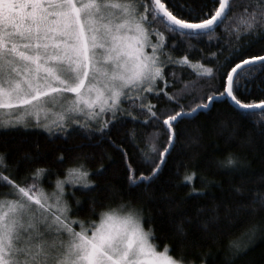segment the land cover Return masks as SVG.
Wrapping results in <instances>:
<instances>
[{
    "label": "snow or ice",
    "instance_id": "6c2138e0",
    "mask_svg": "<svg viewBox=\"0 0 264 264\" xmlns=\"http://www.w3.org/2000/svg\"><path fill=\"white\" fill-rule=\"evenodd\" d=\"M234 7L239 10L229 17ZM226 17L231 22L229 33L237 41L244 35H264V0H239L236 5L233 0H212L211 7L186 12H176L171 0H0V128H44L49 135L64 137L76 128L102 134L122 119L136 122L135 113H146L144 122L162 124L168 134L159 160H155L154 137L141 149L144 162L155 164L147 175H135L127 152L122 147L121 151L129 182H147L175 145V125L209 108L216 96L226 94L239 109L264 111V99L245 103L235 94L243 79L264 71V49L259 55H245L244 44L237 43L216 68L191 62L188 54L174 58L168 50L175 41L168 45L167 34L198 37L214 31ZM233 59L238 62L227 67ZM168 66L200 69L197 77L226 72L224 91L191 107L180 104L195 81L167 92L179 79L175 71L172 79L166 78ZM149 94H163L169 104L179 107L157 111L156 104L145 103ZM95 124L99 126L93 128ZM63 159L61 154L58 160ZM238 163L231 153L218 161L229 168ZM102 170L103 165L97 169ZM45 171L36 168L31 183L18 182L0 154V182L12 189L0 193V264H195L183 255H172L169 244L161 248L130 202L105 205L97 213L92 197L90 210L98 219L71 217L65 184L88 189L95 183L82 162L69 166L50 192L40 186ZM184 179L191 181L192 175ZM254 202L264 206V192H257ZM261 230L259 224H252L242 234L247 243L240 238L228 241L229 264L244 254ZM177 231L185 232L182 224Z\"/></svg>",
    "mask_w": 264,
    "mask_h": 264
},
{
    "label": "trees",
    "instance_id": "16d2710c",
    "mask_svg": "<svg viewBox=\"0 0 264 264\" xmlns=\"http://www.w3.org/2000/svg\"><path fill=\"white\" fill-rule=\"evenodd\" d=\"M238 3L239 0H233L234 5ZM171 4L176 12H186L188 8L198 11L211 7L212 0H171ZM238 10L234 7L229 17ZM230 23L226 17L214 31L198 37L167 34L168 45L175 41L168 50L174 58L188 54L191 62L198 60L212 68L223 62L231 46L237 43L244 44L245 55H259L264 49V35H244L237 41L235 34L229 33ZM213 52L217 53L216 57L209 55ZM237 62L233 59L227 67ZM174 71L179 79L165 89L167 92L180 91L185 81H195V88L186 90L180 101L187 107L200 103L201 99L206 102L209 94L224 91L226 72L211 78L197 77L196 71L200 69L168 66L166 78L172 79ZM235 94L245 103L264 99V71L256 70L243 79ZM149 100L157 105V111L179 107L169 104L163 94L159 97L149 94L145 103ZM145 114L137 112L136 122L122 119L102 134L76 128L64 137L58 133L49 135L43 128H0V154H4L13 178L21 183H31V173L44 168L40 186L49 192L55 188L57 179L64 178L69 166L82 162L89 172L88 179L95 183L88 186L90 190L78 184H65L71 217L98 219L90 210L92 197L97 213L105 205L130 202L139 210L144 228L151 227L161 248L169 244L172 255H183L195 264H229L228 241L240 238L242 244L247 243L248 238L242 235L245 229L259 224L262 230L231 264H264V206L254 202L255 194L264 192V111L242 110L224 95L216 96L209 108L182 118L175 125V145L159 172L147 182L132 185L121 147L139 176L141 172L147 175L155 166L143 160L141 149L145 141L155 138L157 161L159 151L167 143L168 134L162 124L144 122ZM98 126L95 124L93 128ZM229 153L241 162L235 168L218 164ZM61 154L63 162L58 160ZM101 165L103 170L98 172ZM187 175H192L191 181L184 179ZM235 187H240L242 192L237 193ZM11 191L10 186L0 182V193ZM179 224L185 229L183 234L177 231Z\"/></svg>",
    "mask_w": 264,
    "mask_h": 264
},
{
    "label": "water",
    "instance_id": "95a60500",
    "mask_svg": "<svg viewBox=\"0 0 264 264\" xmlns=\"http://www.w3.org/2000/svg\"><path fill=\"white\" fill-rule=\"evenodd\" d=\"M225 97H227V95L225 94L224 95ZM228 98V100L233 104V105H235L234 103H233V101L229 98V97H227ZM210 105H211V102H210ZM210 105H209V107H210ZM236 106V105H235ZM237 107V106H236ZM242 110H244V109H242ZM253 110H256V109H253Z\"/></svg>",
    "mask_w": 264,
    "mask_h": 264
},
{
    "label": "rangeland",
    "instance_id": "374dc122",
    "mask_svg": "<svg viewBox=\"0 0 264 264\" xmlns=\"http://www.w3.org/2000/svg\"><path fill=\"white\" fill-rule=\"evenodd\" d=\"M148 50V49H147ZM149 51V50H148ZM81 118V117H80ZM41 122L43 123V114H41ZM44 129V128H43ZM78 185H81V186H83V184H78ZM75 227H77L78 228V225H74Z\"/></svg>",
    "mask_w": 264,
    "mask_h": 264
}]
</instances>
